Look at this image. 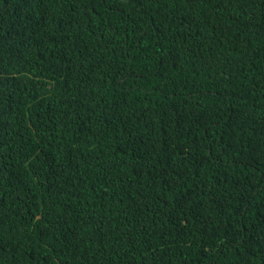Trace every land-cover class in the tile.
Instances as JSON below:
<instances>
[{"label": "trees", "instance_id": "obj_1", "mask_svg": "<svg viewBox=\"0 0 264 264\" xmlns=\"http://www.w3.org/2000/svg\"><path fill=\"white\" fill-rule=\"evenodd\" d=\"M142 257L264 264V0H0V264Z\"/></svg>", "mask_w": 264, "mask_h": 264}, {"label": "clouds", "instance_id": "obj_2", "mask_svg": "<svg viewBox=\"0 0 264 264\" xmlns=\"http://www.w3.org/2000/svg\"><path fill=\"white\" fill-rule=\"evenodd\" d=\"M247 165L246 169L252 162ZM236 171V166H231ZM231 169H227L223 175V183L220 190L213 191L210 195V204L213 208L212 223L224 218H232L241 215L246 204L252 194L253 184L249 183L243 173H237ZM245 169V171H246ZM109 201L105 197L92 199L89 203L80 202V212L85 215V221L88 225V240H93L96 236L99 217L108 209ZM94 226L95 230L90 233V227ZM143 262L146 260L142 257ZM119 260H115V264H119Z\"/></svg>", "mask_w": 264, "mask_h": 264}]
</instances>
